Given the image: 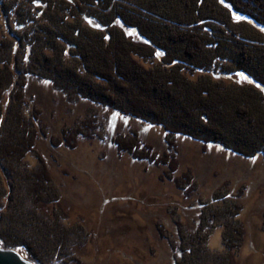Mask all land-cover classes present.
I'll return each instance as SVG.
<instances>
[{
  "label": "rangeland",
  "instance_id": "rangeland-1",
  "mask_svg": "<svg viewBox=\"0 0 264 264\" xmlns=\"http://www.w3.org/2000/svg\"><path fill=\"white\" fill-rule=\"evenodd\" d=\"M43 8L40 0H0V144L10 154L14 149L11 141L18 135L14 142L23 154L15 162L17 166L0 161V240L9 245L0 248L14 250L30 262L27 257L33 256L39 259L38 264H231L228 256L232 264H264V88L254 82L251 73H241L246 79L234 68L226 74L224 68L233 66L229 57L216 61L212 72L195 71L190 76L203 83H218L210 84V101L219 100L222 106L244 102L257 114L255 124L248 125L247 137H242L251 143L245 144L244 154L231 150L229 144L168 134L160 125L107 105L83 98L74 100L71 93L69 96L39 76L47 64L42 50L35 57L41 58L43 65L38 62L34 69L32 58L26 65L30 45L34 53L37 39V28L26 21ZM54 10L46 8L38 22L54 15ZM88 12L84 5L78 20L72 21L82 34L77 39L70 36L76 42L87 43L91 38L86 36L91 33L96 34V40L99 31H107ZM233 20L235 24L229 29L220 23L216 26L242 44H264V27L235 13ZM116 24L128 38L146 42L136 30L119 21ZM78 49L71 47L67 52L74 61L79 59ZM155 56L152 64L159 63L161 53L155 51ZM138 57L135 59L141 66L151 65ZM249 59L252 75L264 76V64L256 60L257 55L251 52ZM60 64L57 62V66ZM8 67L17 73L6 85ZM33 69L39 75L32 74ZM100 71L106 72L102 68ZM83 77L95 91L102 87L112 101L138 104L132 96L110 91L102 78ZM112 80L117 86L118 80ZM181 83L180 88L190 97V87L185 89L184 80ZM159 91L167 90L161 87ZM191 106L185 104V111ZM179 119L185 120L178 114L168 117V123L180 127ZM84 120L89 129L81 131L88 137L74 132L71 141L68 132L64 135V128L76 127ZM193 120L200 121L197 117ZM212 122L205 121L204 125L215 127L214 132L223 135L219 128L226 127L225 123ZM239 124L235 128L240 134L245 127ZM253 128H258L260 134ZM120 134L126 135L124 143L138 140L136 152L146 153L152 160L119 154L115 143ZM29 137L31 146L23 151L28 145L25 138ZM24 140L26 145L22 146ZM169 141L175 143L177 153L172 152L162 163L159 158L167 151ZM146 144L151 145L152 153L144 149ZM25 168L47 172L50 181L45 185L50 196L46 190L32 195L33 185L29 176L25 177ZM234 227L241 230L237 242Z\"/></svg>",
  "mask_w": 264,
  "mask_h": 264
},
{
  "label": "trees",
  "instance_id": "trees-1",
  "mask_svg": "<svg viewBox=\"0 0 264 264\" xmlns=\"http://www.w3.org/2000/svg\"><path fill=\"white\" fill-rule=\"evenodd\" d=\"M40 1L41 3L43 2L44 10L46 8L54 10L53 8H55L53 11L55 14L52 15L51 13V16H48L47 20L38 22L41 20L40 18L44 12L41 9L33 14L31 20L26 21L27 24L32 23L37 28L35 29L37 39L34 40L36 50L32 53L31 51L33 50L30 45L29 53H26L27 56L29 55V60H27L26 65L31 63L30 59L32 58V66L34 69H37V64L41 61V58L37 59L35 56L41 50L44 52L45 60H47L45 66L42 64L43 61L40 62L44 67L43 74L39 75L34 69L31 71L32 74L49 79L56 89L67 91L69 96L70 93L72 96H75L74 100L76 98H83L93 103L107 105L109 108L117 110L122 114H128L142 121L160 125L164 127L168 134H180L201 141L206 140L205 142L210 143L229 144L232 147L231 150L237 153L244 154V152H247L245 151V144L247 142L249 144L251 143L250 141L242 139L247 137L246 131L248 125L255 124L254 120L257 119V114L250 106L244 105V102L240 104L232 101L228 106H222L219 100L217 103L210 101V84L215 85L218 83H211L210 80L207 83H203L199 80H193L190 76L195 71L200 72L204 70L207 73L210 70L212 72L216 61L229 57L230 61L233 62V66L224 68L226 74H228L227 70L233 68L234 70L236 69V72L246 74L247 76L248 73H251V76L255 80L254 82H257L264 88V76L258 77L252 75L251 67L248 64L252 63L249 59L251 52L257 55V61H261V64H264V44L262 43L261 46H256V44H250V46L242 44L240 40L227 34L223 27L216 26L220 23L228 26L229 29L230 25L235 24L233 23V15L235 13L245 16L255 25L264 27V0ZM79 2H83L89 11L88 13L103 26V29L107 30L106 32L99 31V33L101 32L99 34L100 39L97 38L95 40L96 34L93 33H91L92 35L89 34V36H86L92 40L87 39L89 41L87 43L76 42L70 37L72 35L73 38L77 39L82 35L79 33L80 30L72 24L73 20H78L79 12L84 7V5L79 6ZM103 20L106 23L102 22ZM117 21L128 28L136 30L146 42L141 44L128 38L123 30L118 28ZM90 29L92 28L90 27ZM245 39L252 40L251 38ZM43 41L48 44H43ZM223 45L225 46L223 47ZM247 46L250 48V53L247 52ZM71 47H78V51L81 50L80 53L76 54L79 57L76 61H74V56L71 57L68 54ZM237 47H242L241 51H237ZM220 49L221 51L219 52L218 50ZM155 51H159L161 57L159 58V63L152 64L156 57ZM221 52H225V55ZM138 56L146 59L145 61L151 65L148 68L141 66V63L135 59ZM55 61L61 63V67L57 66V62ZM85 62L90 64V67ZM101 68L106 70V72H98ZM262 69L264 71V67ZM8 72L6 85L13 81L12 78L17 73L12 67L8 69ZM89 75L94 76V79L102 78L106 83L105 85H108L110 91L132 96L138 101V104L133 105L130 102L129 104H126V102L117 103L116 100H110L102 92V87L100 92L95 91L89 85V81H86L83 77ZM176 77L181 81L179 82ZM112 79L118 80V83H116L118 84L117 86ZM2 80L3 78H0V82ZM183 80L187 86L185 89L188 86L190 87V92H188L190 97L184 93L183 88H180V83L182 82L181 84H183ZM161 87L167 91L165 93L159 91ZM20 88H22L21 84H19V90ZM256 97L259 101H262L259 96ZM254 100L252 99V101ZM207 101L210 102L207 103ZM185 104L192 105L190 110L185 111ZM178 114H182L185 120L182 121L179 119L180 127L170 126L168 117L177 116ZM194 117L200 120L199 123L194 122ZM213 117L215 118L214 122L217 124L221 125L225 123L226 127L219 128L221 132H224L223 135L220 132H214L215 127L211 128L207 127L208 124L204 125L205 121L211 123ZM16 119H18V116ZM34 120H37L36 117H34ZM247 122L250 124L245 125ZM18 123L20 124V122ZM237 123H240L239 126L243 124L245 127V131L240 130V134L238 132L239 128H235ZM82 129H89L87 120L81 123L79 122L76 127L64 128L63 133L65 132L64 135L69 133L71 135V141H74V132H80V135H86L88 137V133L82 132ZM252 130L258 133V135L260 134L258 128H253ZM231 132L233 133L231 134ZM20 135L24 136L22 134ZM125 136L124 134H120L118 137L120 140L118 139L115 143L119 154L126 152L135 158L152 160V158L147 157L146 153L140 154L136 152L140 146V142L137 139V141L132 140L133 142L127 141L124 143ZM17 137L18 135L14 139L17 140L19 138ZM25 139L28 145L25 146L23 151L29 150L32 142L31 137ZM14 141H11L13 144L12 149H14L10 154L7 152V149H4L5 145L0 144V161L10 166L12 164L17 166L15 162L18 163V160L23 156L19 150L20 145H18L17 141ZM167 143V151L164 153V156L159 158L162 163L168 161V157H170L172 152L177 153L175 143L173 141ZM24 145H26L25 140L22 146ZM144 149L152 153L151 145H144ZM256 153L257 151H254L253 154ZM13 157L15 160H12ZM25 171H27L25 172L26 179L29 176L28 180L33 185L32 195L40 194L41 191L46 190L47 185L45 184L50 179L44 169L27 170L25 168ZM170 171L173 172V170ZM36 187L39 188L37 189ZM39 189L40 191H38ZM46 194L50 196V190L47 189ZM49 200L54 201V198H50ZM240 232L241 230L238 228H233L235 242L240 240ZM7 244V242L0 240V245ZM4 247L8 248L9 245ZM228 257L232 264L231 256ZM27 258L33 263L38 264L39 259L30 255Z\"/></svg>",
  "mask_w": 264,
  "mask_h": 264
},
{
  "label": "water",
  "instance_id": "water-1",
  "mask_svg": "<svg viewBox=\"0 0 264 264\" xmlns=\"http://www.w3.org/2000/svg\"><path fill=\"white\" fill-rule=\"evenodd\" d=\"M0 264H35L24 259L18 252L0 248Z\"/></svg>",
  "mask_w": 264,
  "mask_h": 264
},
{
  "label": "snow or ice",
  "instance_id": "snow-or-ice-1",
  "mask_svg": "<svg viewBox=\"0 0 264 264\" xmlns=\"http://www.w3.org/2000/svg\"><path fill=\"white\" fill-rule=\"evenodd\" d=\"M34 2H35V0H34ZM226 6H227V5H226ZM235 18L238 19V20H239V19H243L242 17H239V16H237V17H235ZM241 78H242V79H246L245 77L242 76V74H241Z\"/></svg>",
  "mask_w": 264,
  "mask_h": 264
}]
</instances>
